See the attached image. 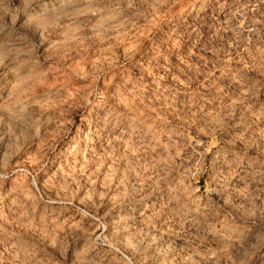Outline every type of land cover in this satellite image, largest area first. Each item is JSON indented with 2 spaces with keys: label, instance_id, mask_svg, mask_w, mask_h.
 Wrapping results in <instances>:
<instances>
[{
  "label": "rangeland",
  "instance_id": "374dc122",
  "mask_svg": "<svg viewBox=\"0 0 264 264\" xmlns=\"http://www.w3.org/2000/svg\"><path fill=\"white\" fill-rule=\"evenodd\" d=\"M0 264H264V0H0Z\"/></svg>",
  "mask_w": 264,
  "mask_h": 264
}]
</instances>
